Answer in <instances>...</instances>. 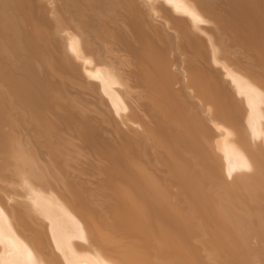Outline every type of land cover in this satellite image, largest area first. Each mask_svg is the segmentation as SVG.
<instances>
[{
    "label": "bare ground",
    "instance_id": "obj_1",
    "mask_svg": "<svg viewBox=\"0 0 264 264\" xmlns=\"http://www.w3.org/2000/svg\"><path fill=\"white\" fill-rule=\"evenodd\" d=\"M42 1L0 0V264L30 212L62 264H264V0Z\"/></svg>",
    "mask_w": 264,
    "mask_h": 264
},
{
    "label": "rangeland",
    "instance_id": "obj_2",
    "mask_svg": "<svg viewBox=\"0 0 264 264\" xmlns=\"http://www.w3.org/2000/svg\"><path fill=\"white\" fill-rule=\"evenodd\" d=\"M43 1H44V0H43ZM43 1H42V2H43ZM48 1H50V0H48ZM45 2H46V4H47V3H48V4L51 3V1H50V2H47V0H45L44 3H45ZM48 4H47V5H48ZM89 31H91V30H89ZM89 31H88V32H89ZM53 136H54V134H53ZM56 145H57V144H56ZM56 147H58V146H56ZM56 147H55V144H54V145L49 144V145L47 146V150H49V152H50V153L52 154V156L54 157V158H53L52 165H51V168H52V170H53V172H54L53 174H55V176H56V174L58 175V174H60L61 172H62V174H65V171H64V170H65L66 168H64V167H66V166H65L64 163H65L66 160H67V159H65V160H64L65 162L62 161L64 165L62 164L61 170L58 169V167L60 168V166H57V163H58V162L60 163V162H61L60 159H61V158H65L64 156H67V155H65L66 152L62 150V149L65 148V147H63L62 149H61L60 147H58V148H56ZM15 149H16V148H15ZM56 149H57V150H56ZM59 149H60V150H59ZM65 149H66V151H67V148H65ZM65 149H64V150H65ZM3 150H4V149H3ZM3 150L1 149V152H2ZM58 150H59L60 152H64V156H63V157L60 158V156H62L63 153L60 154V152H59ZM85 150L87 151V149H84V150H82V151L86 152ZM57 151L59 152L58 154H57ZM80 151H81V150H80ZM82 151H81V152H82ZM1 152H0V153H1ZM78 152H79V151H78ZM7 153H8V152H7ZM59 154H60V156H59ZM82 154H83V153H82ZM82 154H80V153L77 154V155H79V156L81 155V157H80L81 159L78 157L80 160H84V159H85V157H84V159H82ZM0 155H2V156H0V157H1V158L3 159V161H4L5 154H3V152H2V154H0ZM3 156H4V157H3ZM83 156H86V157H87V155H83ZM58 158H59V159H58ZM66 158H67V157H66ZM88 158H89V157H87L86 159L89 161ZM2 159H1L0 161H2ZM10 159H11V158H10ZM58 160H59V161H58ZM62 160H63V159H62ZM3 161L0 162V165L3 163ZM10 161H12V159H11ZM57 161H58V162H57ZM80 162H82V161H80ZM84 162H87V161L85 160ZM85 164H86V163H85ZM3 165L5 166L6 164L3 163ZM3 165H2V166H3ZM82 165H84V163H83ZM86 166L88 167L89 164L87 163ZM86 166H81V167H80V169L82 170V172L84 171V173H78V174H76L78 178H79V176H81V178H83V177L86 178V173H85V172H87L88 168L91 169V167H88V168H87ZM0 167H1V166H0ZM83 167H84V168H83ZM85 167H86V170H83V169H85ZM6 168H7V167H6ZM6 168H5V169H6ZM82 168H83V169H82ZM2 169H3V168H2ZM2 169L0 168V171H1ZM3 171H4V169H3ZM1 172H2V171H1ZM6 172H7V171H4L3 173H6ZM89 172H91V174H90ZM89 172H87V176H88L87 178H89V177H92V178H93V176L95 175V176H97V179L102 178L101 180H103V181L105 180V179H103V177H104L103 174H102V175L100 176V178H99L98 175H96L95 173H94V174L92 173V172H93L92 170L89 171ZM88 174H90L91 176L88 175ZM92 174H93V175H92ZM0 175H1V174H0ZM2 175H3V174H2ZM76 175H73V176H71V177H74V178L76 179ZM78 175H79V176H78ZM83 175H85V176H83ZM82 176H83V177H82ZM95 176H94V177H95ZM71 177H70V178H71ZM9 178H10V177H9ZM68 178H69V177H68ZM74 178H73V179H74ZM78 178H77V179H78ZM81 178H79V179L81 180ZM92 178H91V179H92ZM75 179H74V181H77V182H78L79 179H78V180H75ZM89 179H90V178H89ZM69 180H70V179H69ZM71 180H72V179H71ZM71 180H70V181H71ZM80 180H79V182H78L79 184L82 183V181H81V183H80ZM93 180L96 182V181H97V180H96V177H95V179H93ZM93 180H92V182H94ZM55 181H56V183H54ZM74 181H71V182H74ZM67 182H68V181H67ZM15 183H17V182H15ZM58 183H59V185H60V182L57 181V179L55 178V179L53 180V183H52V185L54 184V186H52V185L50 184V185H51V188L53 189V191L56 190V188H57V189H59V190L61 189L60 191H63V192H64V191H65V190H64L65 187L62 186V188H60L61 185L59 186ZM56 184L58 185V187H57ZM55 186H56V188H55ZM0 189H1V187H0ZM1 191H2V189H1ZM1 191H0V192H1ZM6 192H9V191L6 190ZM17 192H18V194H19L21 191L17 190ZM63 192H62V193H63ZM0 195H3V194L0 193ZM52 195H53V196H52ZM63 195H64V193H63ZM50 196H51L54 200H56V199H55V197H56L58 201H62V202H63V198H60V197H59L58 192H53V194H50V193H49V197H50ZM51 197H50V198H51ZM53 199H50V200H51L52 202H54ZM63 204L66 205V199H64ZM14 207L17 208L18 206H17V205H14ZM54 208H57L58 210H60L58 207H54ZM54 208H53V209H54ZM18 209L21 210L19 207H18ZM9 210H10V212H13V214H14L15 216H17L18 213H20V211L17 212V211H15V210H11V209H9ZM58 210H57V211H58ZM21 211H22V210H21ZM24 211H25V209H24ZM26 211H27V210H26ZM57 211H55V209H54V210H53V215H58L59 211H58V212H57ZM22 212H23V211H22ZM61 213H63V211L59 213V216L61 215ZM64 213H65V212H64ZM64 213H63V214H64ZM71 213H72V214H75L74 212H71ZM63 214H62V215H63ZM65 214H66V213H65ZM26 215L28 216V218L26 219L28 222H24V225L21 227V229H22L23 231H27V233H29V234H37L36 238H41V240H36V241H35V242L37 243V245H35L34 248H33V247H28L27 255L25 256V258H26L30 253H33V255L35 254V255L37 256V258H36L35 261H37V264H38V260H37V259H38V256H46V255L48 256V255H49V257H50V263H47V262H46V264H62L61 261L59 260V255H58V251H57V250H61V248H63L65 245L67 246V244L69 243V241H68L66 238H67L68 235H70L71 232H73V231H71V230H73V229L70 228V226H71L72 224H71L69 221H68V222H69V225L66 223L67 221L65 222L67 225H65L64 223L61 224L63 221L68 220L67 218L65 219V217H64V218H63V221H62V215H61L60 217H58V219H59V218L61 219V220L59 219V222H58V225H60L61 227L58 226L57 224H54L52 218H51V220H50V222H49V219H50V218H44V214H41V213H39V214L37 213V214H36V213H31V212H30L29 215H28V213H26ZM39 215H40V216H39ZM42 215H43V216H42ZM51 222H52L53 225L50 224ZM70 224H71V225H70ZM48 225H49V226H48ZM50 225H52L53 227L50 226ZM56 225H57L58 227H55ZM62 226H63V227H62ZM68 226H69V227H68ZM50 227H52V228H51L50 230H48V228H50ZM56 228H57V229H56ZM59 228H65V229H63V230L61 229V230H60ZM66 228H67V229H66ZM69 228H70L71 230H70ZM45 229H46V231L48 230L49 233L52 232V233H54V234L51 235V234L47 233L48 231L45 233ZM53 229H56V230H55L56 233H55L54 231H52ZM65 230H66V232H63V231H65ZM68 230H69V232L71 231L69 234H68ZM101 230H102V231H106L105 229H101ZM61 231L63 232V235H66V238H65V236H63V237H64V239H63V237L61 236V235H62V232H61ZM64 233H65V234H64ZM66 233H67V234H66ZM24 234H26V233H24ZM29 234H28V235H29ZM60 234H61V235H60ZM73 234H74V232H73ZM28 235H27V236L24 235V236H25V239L27 238L26 240H25V239H24V240L29 244V242H30L29 237H30V236H28ZM54 235H55V236H54ZM52 236H53V237H52ZM57 236H58V237H57ZM60 236H61V239H62V240L59 239ZM51 237L54 238V239H52ZM57 238H58V239H57ZM65 239H66V240H65ZM28 240H29V242H28ZM55 240H56V241H55ZM54 241H55V242H58V243H56V244H59V243L61 244L63 241H65V242L67 241L68 243L63 242V243L61 244L63 247L59 244V245L61 246V248L59 247V245H56V244H55L56 246L59 247V249H58V247H56V249H55V245H54L55 242H54ZM95 241H96V244L98 245V246H97L98 248H97V247H96V248L94 247L95 250H93V253H92V254H93V256H95L96 254H97V255H96V257H93V258L96 259V258L99 257V258H100V261H103V262H100V261H99L100 264L105 263L106 260H107V262H106L105 264H108L110 261L108 260V258H106V257L108 256L109 253H108V247L106 246L108 241H107V239H106L105 234L102 235V236L100 237L99 240L95 238ZM78 242H79L78 244H81L80 241H78ZM104 243H105V244H104ZM69 246H70V244H68V247H69ZM91 246H92V245H90V247H91ZM94 246H95V245H94ZM104 246H105L106 248H104ZM65 248L68 249V250H66ZM92 248H93V247H92ZM90 249H91V248H90ZM97 249H98V250H97ZM65 250H66V251H65ZM69 250H70V247H69V248H67V247H64V248H63V251L67 252L66 254H68ZM94 251L97 252V253H94ZM109 252H110V254L113 253L111 250H110ZM106 253H107V256H106ZM64 254H65V253H64ZM97 256H98V257H97ZM105 256H106V257H105ZM95 259H93V260H95ZM41 260H44V257L41 258ZM111 261H112V259H111ZM94 262L96 263V261H94ZM97 262H98V259H97ZM99 262H98V263H99ZM98 263H97V264H98Z\"/></svg>",
    "mask_w": 264,
    "mask_h": 264
},
{
    "label": "crops",
    "instance_id": "obj_3",
    "mask_svg": "<svg viewBox=\"0 0 264 264\" xmlns=\"http://www.w3.org/2000/svg\"><path fill=\"white\" fill-rule=\"evenodd\" d=\"M18 232H19V230H18ZM20 233V232H19ZM22 238H25L23 235H22Z\"/></svg>",
    "mask_w": 264,
    "mask_h": 264
}]
</instances>
